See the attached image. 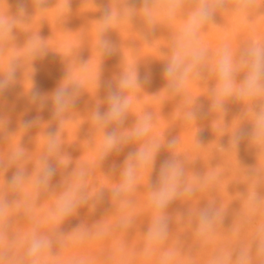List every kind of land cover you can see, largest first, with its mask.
Returning a JSON list of instances; mask_svg holds the SVG:
<instances>
[{
	"label": "rangeland",
	"instance_id": "1",
	"mask_svg": "<svg viewBox=\"0 0 264 264\" xmlns=\"http://www.w3.org/2000/svg\"><path fill=\"white\" fill-rule=\"evenodd\" d=\"M164 2L165 0H151L156 9ZM38 3L41 7L36 6ZM143 3L144 0H26L27 14L17 19L11 34L0 36V77L4 76L9 65L16 68L14 84L0 93V201L9 204L4 216L0 218V253H6V259L10 260L8 264H23L27 247L26 237L33 230L50 236L54 243L53 249L45 253L43 264H162L167 254H171L167 264H213L216 257L228 253H231L233 258L230 264H234L236 254L241 249L250 250L253 264H256L255 233L257 226L264 223V200L256 207L255 212L251 213L247 194L255 189L264 197V144L253 142L247 137L242 139L238 146H234L232 142L237 131L251 129V104L230 98L225 102L223 111L214 109L212 90L216 78L210 68L206 69L200 78L190 79L192 81H189L181 92L170 89L163 68L169 59L174 36L182 21H168L158 15L155 24H149L142 11ZM263 3L264 0H254L253 7L246 17L227 13L215 17L214 26L209 25L202 35V43L209 53V66L215 58L214 50L223 44L229 43L235 53L249 42L264 43ZM105 10L114 13L103 33V39L110 48L109 52H103L101 47L100 27ZM16 13L17 0H0V14L11 18ZM225 20H228L227 23L231 22L228 23L230 26L227 27ZM227 37L229 39H226ZM213 42H216V46ZM209 43H213V47ZM79 65H82L83 70ZM133 69L140 78V84L125 91V95L130 96L132 102L119 131L127 134V129H133L145 114H150L151 121L155 124L151 122L152 130L144 140H133L125 144L126 146L120 145L112 150L113 152H109L110 155L101 159L105 132H111L114 125L101 128L93 118L97 110L95 108L99 107L101 111L108 109V92L115 90L121 76L130 74ZM145 77L148 79L145 80ZM196 80L197 82H194ZM72 81H79L81 84L75 104L57 115L53 96L59 87ZM190 83L197 85L193 87ZM34 86L40 93L35 102L31 98ZM199 89L201 100L195 92ZM188 90L191 91L192 98ZM161 94L164 97L159 96ZM180 94L187 100H181ZM165 95L166 98L170 95V101H166L168 99H165ZM158 96L160 102L165 99L161 105L171 102L174 103L173 107L168 105L169 103H166L168 107L166 104L161 107ZM198 100L201 102L198 103ZM254 103H264V100ZM156 104L161 110V115L157 113L159 110ZM150 105L155 107L153 111ZM165 107L170 111L163 109ZM172 108H176L175 111ZM150 109L154 114H151ZM163 110L166 112L162 113ZM168 112L175 113L169 116L171 114ZM154 118L159 122L156 123ZM24 121H31V126L25 128ZM165 127L170 129L166 131ZM85 131L88 133L82 135ZM50 132L56 133L60 144L58 145L62 147H58V151L51 155L47 152ZM153 139L160 144L153 164L140 172L139 179L131 191L114 196V189L122 180L121 172L126 157L141 144ZM172 142L174 146L169 147ZM121 146L125 149H121ZM18 148L23 149V158L17 163H10V157ZM45 157L49 163L53 162L55 175L59 169H64L51 178L53 185L49 182V187L38 189L33 178L36 180L40 175L43 164L40 165L39 161L42 163L41 160ZM169 159L176 160L182 166L183 182L180 193L163 210L167 221L166 238L149 249L147 233L156 215V210L150 202V194L156 187L161 162ZM53 160L59 161L55 163ZM89 164L90 166H87ZM84 167H88L85 172ZM18 168L24 170L25 180L20 187L13 189L8 181ZM74 170L75 174L70 175V171ZM77 171H82L84 175L81 177V173L78 174ZM92 175L96 181L99 179L98 182H94ZM69 176L75 178L70 179L72 184L69 183ZM67 177L66 180L62 179ZM78 177L82 181L78 180ZM61 184L63 186H59ZM29 185L32 187H28ZM77 188L83 206L78 204L75 209L77 211H74L75 217L72 214L67 216L62 221L63 224L52 222L51 214L59 198L66 191ZM210 205L221 211L222 220L213 232L200 236L197 234L199 213ZM16 208L17 210H14ZM112 214L113 216H108ZM13 219V222L16 220L15 223L10 222ZM75 219L79 223L73 222ZM70 220L73 223H69ZM81 223L86 225L82 227ZM15 224L25 230L19 229ZM14 225L18 232H23L21 235H18L20 233ZM67 227H70L69 230ZM65 229L69 232L68 235ZM6 251L12 254L9 255Z\"/></svg>",
	"mask_w": 264,
	"mask_h": 264
},
{
	"label": "clouds",
	"instance_id": "2",
	"mask_svg": "<svg viewBox=\"0 0 264 264\" xmlns=\"http://www.w3.org/2000/svg\"><path fill=\"white\" fill-rule=\"evenodd\" d=\"M254 0H165L158 9L154 8L151 0H144L143 14L149 24H155L156 17L162 15L168 21L180 19L181 27L176 32L169 59L164 66V75L168 80V87L173 91L183 89L192 78H200L209 68V53L202 43V35L209 25L215 24L218 14H235L246 17L253 7ZM41 7V4H37ZM27 14L26 0H17V13L9 18L0 14V36L9 35L15 26L17 19ZM114 13L105 10L103 22L100 27L101 47L103 52H109L107 41L103 39V33L108 27V21ZM210 71L216 78L215 87L212 90L213 108L223 111L225 102L230 98L246 101L251 104L252 127L250 130L237 131L233 136V145L238 146L242 139L249 138L258 144H264V103H254L264 100V43L249 42L242 46L238 52L233 53L228 44L221 45L211 61ZM16 68L9 65L3 77H0V93L8 90L15 82ZM242 77V78H241ZM148 78L145 77V80ZM140 78L135 69L131 73H125L118 81L115 90H110L107 96L108 109L101 111L99 107L94 113V120L107 128L114 125L111 132H105L102 145L101 159L118 146L127 144L133 140L141 141L149 136L152 129L151 115L145 114L143 119L127 134L120 133L119 129L124 123L132 98L125 95V91L132 87H138ZM81 84L72 81L59 87L54 96L56 114L59 115L67 108L75 104V97ZM40 93L34 86L31 98L33 102L39 99ZM23 126L28 128L31 121H24ZM174 142L169 144L173 147ZM48 154L58 151L56 133L48 134ZM160 149L156 140H149L141 144L134 152L129 153L123 170L122 181L116 189L114 196H120L131 191L140 172L153 164ZM22 148H18L10 157V163H17L23 158ZM42 170L36 178L35 185L39 188H47L55 169L42 159ZM83 174L81 173V176ZM184 177L182 166L174 159L164 160L160 164L156 187L150 194V202L156 210L152 226L147 233V247L162 242L167 236V221L163 210L180 193ZM25 180L24 170L18 168L16 173L8 181L13 189L20 187ZM191 191V189H185ZM79 188L68 190L59 198L51 220L54 223L62 222L71 215L82 199L78 195ZM264 200L255 189L247 194V202L251 213ZM7 202L0 201V218L5 214ZM222 213L219 209L210 205L199 213L197 234L206 236L214 231L215 226L221 222ZM27 247L24 252L23 264H43L45 253L52 248V239L46 234L33 230L26 237ZM255 257L256 264H264V223H260L255 233ZM171 254H167L162 264H167ZM6 259V253H0V264ZM232 254L218 256L213 264H230ZM234 264H253V257L248 249H241L235 257Z\"/></svg>",
	"mask_w": 264,
	"mask_h": 264
},
{
	"label": "bare ground",
	"instance_id": "3",
	"mask_svg": "<svg viewBox=\"0 0 264 264\" xmlns=\"http://www.w3.org/2000/svg\"><path fill=\"white\" fill-rule=\"evenodd\" d=\"M159 3H160V2H159ZM263 4H264V3H263ZM228 15H230V14H228ZM229 18H231V17H229ZM225 21H226V20H225ZM225 21H224V22H225ZM227 21H228V20H227ZM227 21H226V23H227ZM175 22H176V21H175ZM229 22H230V21H229ZM229 22H228V23H229ZM232 22H233V21H232ZM228 23H227V27L230 26V25H228ZM230 23H231V22H230ZM230 23H229V24H230ZM224 24H225V23H224ZM233 24H234V26H235V23H234V22H233ZM178 25H179V27H180V24H179V23H178ZM213 26H214V25H213ZM234 26L232 25V27H234ZM227 27H226V28H227ZM177 29H178V28H177ZM177 29H176V31H177ZM230 29H231V27H230ZM235 30H236V29H235ZM246 30H248V29H246ZM225 31H227V30H225ZM229 35H230V34H229ZM218 36H219V35H218ZM207 37H208V36H207ZM221 37H222V36H221ZM223 37H224V36H223ZM201 39H202V37H201ZM203 39H204V38H203ZM226 39H229V37H227ZM207 40H209V39H207ZM236 40H237V39H236ZM202 41H203V40H202ZM205 41H206V40H205ZM214 41H216V40H214ZM203 42H204V41H203ZM208 42H209V41H208ZM210 42H212V40H210ZM162 43H163V42H162ZM213 43H214V42H213ZM213 43H209V45H211V44H213ZM215 43H216V42H215ZM215 43H214V45L216 46ZM204 44H205V43H204ZM228 44H229V43H228ZM230 44H231V43H230ZM127 46H128V45H127ZM163 46H164V45H163ZM163 46H162V47H163ZM211 46L213 47V45H211ZM215 46H214V47H215ZM216 48H217V47H216ZM217 49H218V48H217ZM217 49L214 50V51H217ZM76 50H77V49H76ZM162 50H164V49H162ZM71 51H73V50H71ZM138 51H139V50H138ZM149 51H150V50H149ZM145 53L147 54V51H146ZM211 53H212V52H211ZM235 53H236V52H235ZM82 55H83V54H82ZM144 55H145V54H144ZM148 55H149V54H148ZM150 55H151V54H150ZM164 55H165V53H164ZM214 55H215V54H214ZM156 56H157V55H156ZM166 56H167V55H166ZM150 57H151V56H150ZM214 57H215V56H214ZM156 58H157V57H156ZM156 60H158V59H156ZM80 62H81V60H80ZM93 62H94V61H93ZM209 62H210V61H209ZM166 63H167V62H166ZM80 64H81V63H80ZM79 66H80V65H79ZM81 66H82V65H81ZM81 66H80V69L82 68ZM148 67H149V66H148ZM72 68H74V67L72 66ZM154 68H155V67H154ZM209 68H210V66H209ZM77 69H78V68H77ZM107 69H108V68H107ZM163 69H164V68H163ZM81 70H83V69H81ZM207 70H208V69H207ZM209 70H210V69H209ZM75 71L80 72L79 70H75ZM104 71H105V70H104ZM150 71H151V70H150ZM145 72H146V71H145ZM146 73H147V72H146ZM149 73H150V72H149ZM78 75H79V73H78ZM148 75H149V74H148ZM78 77H80V75H79ZM108 77H109V76H108ZM149 79H150V78H149ZM193 79H194V78H193ZM193 79H192V80H193ZM196 79H197V78H196ZM79 80H80V79H79ZM192 80H191V81H192ZM189 81H190V80H189ZM191 81H190V82H191ZM194 82H197V80L194 81ZM101 83H102V82H101ZM111 83H112V82H111ZM192 83H193V82H192ZM192 83H190V84H192ZM195 84H196V83L192 84L193 87L195 86ZM196 85H197V84H196ZM186 86H187V85H186ZM189 86H190V85H189ZM189 86H188V87H189ZM140 87H141V86H140ZM195 87H196V86H195ZM190 88H191V86H190ZM199 88H201V87H199ZM134 89H135V88H134ZM155 89H156V88H155ZM109 90H110V88H109ZM135 90H136V89H135ZM135 90H134V91H135ZM193 90H195V89H193ZM106 91H107V90H106ZM188 91H189V90H188ZM199 91H200V89H199L198 91L196 90V91H195L196 94L199 95V94H200V93H198ZM136 92H137V91H136ZM136 92H135V93H136ZM180 92H181V91H180ZM186 92H187V91H186ZM190 92H191V91H189V93H190ZM192 92H193V91H192ZM108 93H109V92H108ZM158 93H159V92H158ZM173 93H175V92H173ZM178 93H179V92H178ZM189 93H188V94H189ZM193 93H194V92H193ZM190 94H191V97H190V98H192V97H193V96H192V93H190ZM194 94H195V93H194ZM105 95H107V94H105ZM138 96H139V95H138ZM144 96H145V95H144ZM159 96L164 97L162 94L159 95ZM159 96H158V101H159V98H160ZM166 96H167V95H165V99H168V100H166V101H170V95H169V97H167V98H166ZM176 96H178V95H176ZM180 96H181V100H184V99L187 100V98H182V95H181V94H180ZM183 96L185 97V95H183ZM151 97H152V96H151ZM162 97H161V98H162ZM171 97H172V96H171ZM173 97H175V95H174ZM135 98H136V97H135ZM175 98L177 99V97H175ZM179 98H180V97H179ZM195 98H196V96H195ZM198 98H200V100H201L202 97H200V95H199ZM137 99H138V98H137ZM152 99L154 100L153 97H152ZM156 99H157V98H156ZM165 99H163V100H165ZM153 100H152V101H153ZM161 100H162V99H161ZM163 100H162V101H163ZM174 100H175V99H174ZM181 100H180V101H181ZM192 100H194V98H193ZM196 100H197V99H196ZM138 101H139V100H138ZM138 101H137V102H138ZM148 101H149V100H148ZM158 101H157V102H158ZM162 101H161V102L159 101L160 103H159V102H158V103L161 105ZM175 101L177 102V100H175ZM198 101H199V100H198ZM198 101H197V102H198ZM173 102H174V101H172V103H173ZM181 102H182V101H181ZM181 102H179V104H180ZM200 102H201V101H199L198 103H200ZM96 103H97V105H98V102H96ZM139 103H140V102H139ZM166 103H167V104L169 103L168 105L171 104V102H165V104H166ZM186 103H187V102L185 101V104H186ZM193 103H194V102H193ZM165 104H162L161 107L164 106ZM167 104H166V106H167ZM173 104H174V103H173ZM173 104H171V107H173ZM94 105H96V104H94ZM94 105H93V107H94ZM100 105H101V104H100ZM141 105H142V104H141ZM181 105H182V104H181ZM181 105H180V106H181ZM191 105H192V103H191ZM194 105H195V104H193V106H194ZM196 105L199 106L197 103H196ZM98 106H99V105H98ZM98 106H96V107H98ZM101 106H103V105H101ZM105 106H106V105H105ZM136 106H137V105H136ZM138 106H139V105H138ZM145 106H146V105H145ZM150 106H151V105H150ZM156 106L158 107V109H157V108H156V109L159 110V106H158L157 104H156ZM177 106L179 107V105H177ZM184 106H185V105H184ZM188 106H189V105H188ZM139 107H140V106H139ZM167 107H168V106H167ZM167 107H165V108H163V109H166ZM171 107H169V108H171ZM182 107H183V105H182ZM185 107H186V106H185ZM185 107H184V109H185ZM106 108H107V107H106ZM136 108H137V107H136ZM143 108H144V107H143ZM180 108H181V107H179V109H180ZM186 108H187V107H186ZM194 108H195V107H194ZM95 109H97V108H95ZM102 109H104V108H102ZM151 109H152V111H153V109H155V107L153 108V107L151 106ZM151 109H150V111H151ZM172 109L174 110V109H176V108H172ZM92 110H93V109H92ZM104 110L106 111V109H104ZM166 110H168V108H167ZM93 111H95V110H93ZM102 111H103V110H102ZM152 111H151V114H152V113L154 114V112H152ZM164 111H165V110H163L162 113H163ZM168 111H170V110H168ZM174 111H175V110H174ZM182 111H183V110H182ZM196 111L198 112V110H196ZM141 112H142V111H141ZM159 112H161V110H159L157 113H159ZM165 112H166V111H165ZM171 112H172V111H171ZM147 113H148V112H147ZM168 113L171 114L170 112H168ZM174 113H175V112H174ZM174 113H172L171 115H169V114H167V115L172 116ZM177 113H178V112H177ZM159 114L161 115V113H159ZM184 114H185V113H184ZM192 114H193V113H192ZM136 115H137V114H136ZM160 115H159V116H160ZM162 115H164V114H162ZM177 115H178V114H177ZM143 116H144V115H143ZM143 116H142V117H143ZM155 116H156V115H155ZM174 117H176V116H174ZM138 118H139V117H138ZM155 118H156V117H155ZM155 118H154L153 120L156 121L157 119H155ZM170 118H171V117H170ZM21 119H22V118H21ZM92 119H93V118H92ZM159 119H160V118H159ZM168 120H169V119H168ZM86 121H87V120H86ZM163 121H164V120H163ZM166 121H167V120H166ZM173 121H174V120H173ZM173 121H172V122H173ZM12 122H13V121H12ZM45 122H46V120H45ZM47 122H48V121H47ZM94 122H95V121H94ZM137 122H138V121H137ZM151 122H152V121H151ZM157 122H159V120L156 121V123H157ZM160 122H162V121H160ZM179 122H180V121H179ZM60 123H61V122H60ZM152 123H154V122H152ZM176 123H177L176 126H178V122H176ZM176 123H175V124H176ZM136 124H137V123H136ZM154 124H155V123H154ZM154 124H153V125H154ZM163 124H164V122H163ZM166 124H167V123H166ZM164 125H165V124H164ZM172 125H173V124H172ZM49 126H50V128H51V124H50ZM80 126L82 127V124H81ZM156 126H157V125H156ZM168 126H169V125H168ZM179 126H180V124H179ZM112 127H113V125H112ZM153 127H154V126H153ZM157 127H158V126H157ZM157 127H156V128H157ZM180 127H181V126H180ZM82 128H83V127H82ZM82 128H81V129H82ZM130 128H131V127H130ZM133 128H134V126H133ZM154 128H155V127H154ZM163 128H164V127H163ZM166 128H167V127H165V129H166ZM83 129H84V128H83ZM83 129H82V130H83ZM90 129H91V128H90ZM92 129H93V128H92ZM157 129H158V128H157ZM168 129H170V128H168ZM168 129H166V131H168ZM51 130H52V129H51ZM77 130H78V129H77ZM84 130H85V129H84ZM94 130H95V128H94ZM97 130H98V129H97ZM151 130H152V129H151ZM155 130H156V129H155ZM158 130H160V129H158ZM178 130H179V129H178ZM99 131H100V130H99ZM80 132H81V131H80ZM94 132H95V131H94ZM127 132H129L128 129H127ZM24 133H25V132H24ZM52 133H53V132H52ZM54 133H55V132H54ZM84 133H88V132L85 131V132L82 133V135H83ZM100 133H103V132L100 131ZM120 133H121V132H120ZM69 134H70V133H69ZM82 135H81V136H82ZM87 135H88V134H87ZM25 136H26V135H25ZM71 136H72V135H71ZM71 136H68V137H71ZM75 136H76V135H75ZM162 136H163V135H162ZM34 137H35V136H34ZM88 137H90V136H88ZM43 138H44V137H43ZM84 138H85V137H84ZM66 139H67V137H66ZM86 139H87V138H86ZM91 139L93 140V138H91ZM103 139H104V138H103ZM39 140H40V139H39ZM68 140H70V139H68ZM70 141H71V140H70ZM163 141H164V140H163ZM25 142H26V141H25ZM65 142H66V141H65ZM71 142H72V141H71ZM78 142H79V141H78ZM29 143H30V142H29ZM74 143H75V142H74ZM79 143H80V142H79ZM84 143H85V142H84ZM88 143H89V141H88ZM93 143H94V142H92V144H93ZM97 143H98V142H97ZM58 144H59V142H58ZM86 144H87V143H86ZM92 144H91V145H92ZM29 145H30V144H29ZM35 145H36V144H35ZM59 145H60V144H59ZM79 145H80V144H79ZM102 145H103V144H102ZM87 146H88V145H87ZM124 146H126V145L124 144ZM129 146H130V145H129ZM60 147H61V146H59V148H60ZM75 147H76V146H75ZM77 147H79V146H77ZM80 147H81V146H80ZM83 147H84V146H83ZM92 147H93V146H92ZM127 147H128V145H127ZM127 147H126V149L129 148V147H128V148H127ZM36 148H37V147H36ZM42 148L45 149L44 146H43ZM61 148H62V147H61ZM93 148H94V147H93ZM93 148H92V149H93ZM75 149H76V148H75ZM121 149H125V148H122V146H121ZM129 149H130V148H129ZM31 151H32V150H31ZM42 151H43V150H42ZM60 151L62 152L63 149H61ZM130 151H131V150H130ZM47 152H48V151H47ZM112 152H113V151H112ZM26 153H28V152H26ZM44 153H45V151H44ZM58 153H59V152H57V154H58ZM63 153H64V152H63ZM30 154H31V153H30ZM33 154H34V153H33ZM41 154H43V153H41ZM54 154H55V153H54ZM91 154H92V153H91ZM113 154H114V153H113ZM108 155H110V154H108ZM117 155H118V154H116V156H117ZM122 155H123V154H122ZM124 155H126V154H124ZM124 155H123V156H124ZM53 156H54V155H53ZM64 156H66V155H64ZM34 157H35V159H36L35 154H34ZM114 157H115V155H114ZM37 158H38V157H37ZM55 158H56V157H55ZM60 158H61V157H60ZM65 158L67 159L68 157L66 156ZM108 158H109V157H108ZM126 158H127V157H126ZM39 159H40V157H39ZM68 159H69V158H68ZM89 159H90V158H89ZM109 159H110V158H109ZM117 159H118V158H117ZM115 160H116V159H115ZM124 160H125V158H124ZM37 161H38V160H37ZM41 161H42V160H41ZM50 161H51V160H50ZM53 161H54V160H53ZM58 161H59V160H58ZM58 161H57V162H58ZM64 161H65V159H64ZM80 161H81V160H80ZM91 161H92V160H91ZM47 162H48V164H50L51 166L53 165V162H52V161H51L52 164L49 163V161H47ZM54 162H55V161H54ZM57 162H55V163H57ZM61 162H62V161H61ZM66 162H67V161H66ZM72 162H73V161H72ZM55 163H54V165H55ZM68 163L70 164L71 162L68 160ZM89 163H90V162H89ZM113 163H114V162H113ZM39 164L41 165L42 163H40V161H39ZM62 164L65 165L66 163H62ZM69 164H68V166H69ZM91 164H92V163H91ZM85 165H86V164H85ZM85 165H84V166H85ZM92 165H93V164H92ZM33 166H34V165H33ZM35 166H36V165H35ZM60 166H62V165L60 164ZM70 166H71V164H70ZM87 166H90V164L87 165ZM117 166H118V165H117ZM117 166H116V167H117ZM42 167H43V165H42ZM52 167H53V166H52ZM55 167H56V166H55ZM57 167H58V166H57ZM66 167H67V165H66ZM99 167H100V166H99ZM38 168H39V167H38ZM58 168H59V167H58ZM62 168H63V167H62ZM70 168H71V167H70ZM78 168L80 169V167H78ZM81 168H82V167H81ZM63 169H64V168H63ZM63 169H61V170H63ZM71 169H72V168H71ZM82 169H83V168H82ZM87 169H88V167H87ZM87 169H85V167H84V172H85ZM89 169H91V168H89ZM39 170H41V169H39ZM61 170L59 169V171L56 172V175H55V174H54V175L57 176L58 172H61ZM69 170H70V169H69ZM72 170H73V169H72ZM77 170H78V169H77ZM80 170H81V169H80ZM93 170H94V169H93ZM93 170H92V171H93ZM95 170H96V169H95ZM64 171H65V170H64ZM67 171H68V170H67ZM88 171H89V170H88ZM114 171H115V170H114ZM75 172H76V170H74L73 172L70 171V175H71V173H74V174H75ZM78 172H80V171H77V173H78ZM81 172H82V171H81ZM81 172H80V173H81ZM84 172H83V173H84ZM95 172H97V171H95ZM115 172H116V171H115ZM62 173H63V172H62ZM65 173H66V172H65ZM86 173H87V172H86ZM97 173H98V172H97ZM39 174H40V173H39ZM39 174L37 173V175H39ZM68 174H69V173H68ZM78 174H79V173H78ZM78 174H77V175H78ZM112 174H113V173H112ZM66 175H67V174H66ZM79 175H81V174H79ZM79 175H78V176H79ZM83 175H84V174H83ZM85 175H86V174H85ZM58 176H59V175H58ZM64 176H65V174H64ZM72 176H73V175H72ZM86 176H87L88 179H89V176H88V175H86ZM113 176H114V175H113ZM28 177H29V176H28ZM60 177H62V175H61ZM81 177H82V176H81ZM91 177L94 178L93 175H92ZM100 177H101V176H100ZM116 177H117V176H116ZM116 177H115V178H116ZM35 178H36V176H35ZM71 178H72V179H75V178L69 176V183H71V182H70V179H71ZM83 178H85V177L83 176ZM115 178L113 177V179H115ZM28 179H29V178H28ZM62 179H65V180H66V179H68V177H67V178H62ZM72 179H71V180H72ZM88 179L86 180L87 183H88ZM94 179H95V178H94ZM97 179H98V178H97ZM110 179H111V178H110ZM53 180H54V179H53ZM57 180H60V179H57ZM57 180H56V181H57ZM78 180L82 181V179H79V177H78ZM78 180H77V181H78ZM83 180L85 181V179H83ZM98 180H99V179H98ZM98 180L96 181V179H95L94 182H98ZM111 180H112V179H111ZM116 180H117V179H116ZM31 181H32V180H31ZM33 181H36V180H34V178H33ZM50 181H51V180H50ZM84 181H83V183H84ZM89 181H90V180H89ZM92 181H93V179H91V182H92ZM121 181H122V180H121ZM66 182H67V181H66ZM66 182H65V183H66ZM102 182H103V181H102ZM102 182H100V183L102 184ZM111 182H115V181H111ZM34 183H35V182H34ZM52 183H53V181H52ZM52 183L50 182V184H52ZM54 184H55V183H54ZM63 184H64V183H63ZM63 184H61V185H59V186H63ZM71 184H72V183H71ZM71 184H70V185H71ZM73 184L75 185V180H74V183H73ZM84 184H85V183H84ZM84 184H83V185H84ZM95 184H97V183H95ZM52 185H53V184H52ZM64 185H66V184H64ZM74 185H73V186H74ZM89 185H90V183H89ZM97 185H98V184H97ZM97 185H96V186H97ZM111 185H112V184H111ZM57 186H58V185H57ZM59 186H58V187H59ZM66 186H67V185H66ZM68 186H69V185H68ZM99 186H100V185H99ZM28 187H32V186L29 185ZM48 187H49V186H48ZM50 187H51V186H50ZM115 187H116V186H115ZM7 188H8V187H7ZM84 188H86V187H84ZM87 188H88V187H87ZM93 188H94V187H93ZM8 189H9V188H8ZM50 189L52 190V187H51ZM56 189H57V187H56ZM56 189H55V190H56ZM33 190H34V189L32 188V192H33ZM35 190H36V189H35ZM41 190H42V189H41ZM41 190H40V191H41ZM55 190H54V191H55ZM57 190H58V189H57ZM99 190H100V187H99ZM30 191H31V190H30ZM30 191H29V193H31ZM42 191H43V190H42ZM63 191H64V190H63ZM84 191H85V190H84ZM93 191H94V190H93ZM96 191H97V190H96ZM140 191H141V190H140ZM7 192H8V191H7ZM43 192H45V190H44ZM43 192H42V193H43ZM99 192H100V191H99ZM46 193H49V191H46ZM93 193H94V192H93ZM34 194H36V192H35ZM34 194H33V195H34ZM39 194H40V193H39ZM44 194H45V193H44ZM49 194L51 195V193H49ZM97 194H98V193H97ZM47 195H48V194H47ZM40 196H41V195H40ZM53 196H54V195H53ZM56 197H57V196H56ZM86 199H87V198H86ZM86 199H84V200H86ZM88 199H89V198H88ZM95 199H97V198L95 197ZM7 200H8V198H7ZM90 200H91V199H90ZM10 202H12V201H10ZM88 202H89V200H88ZM88 202H86V203H88ZM26 203H28V202H26ZM84 203H85V202H84ZM86 203H85V204H86ZM89 203H90V202H89ZM30 204H31V203H30ZM81 204H82V203H81ZM91 204H92V203H91ZM8 205H9V204H8ZM11 205H12V204H11ZM23 205H24V204H23ZM31 206H33V205H31ZM82 206H83V204H82ZM88 206H89V204L87 205V207H88ZM90 206H91V205H90ZM94 206H95V205H94ZM25 207H26V206H25ZM87 207H86V208H87ZM14 208H15V207H14ZM44 209H45V208H44ZM97 209H98V207H97ZM14 210H17V208L14 209ZM32 210H33V209H32ZM42 210H43V207H42ZM9 211H11V209H10ZM9 211H8V212H9ZM20 211H21V210H20ZM44 211H45V210H44ZM74 211H77V210H74ZM78 211H79V210H78ZM87 211H88V210H87ZM99 211H100V210H99ZM99 211H97V212H99ZM33 212H35V210H33ZM37 212H38V211H37ZM42 212H43V211H42ZM47 212H49V211H47ZM101 212H102V211H101ZM9 213H10V212H9ZM38 213H39V212H38ZM75 213H76V212L72 213V215L74 216ZM111 213H112V211H111ZM77 214H78V212H77ZM141 214H142V213H141ZM11 215H12V213H11ZM72 215H71V216H72ZM7 216H8V215H7ZM71 216H70V217H71ZM78 216H79V215H78ZM87 216H88V215H87ZM101 216H102V215H101ZM103 216H104V215H103ZM108 216H109V217H110V216H113V214H112V215H108ZM74 217H75V216H74ZM12 218H13V217H12ZM41 218H42V217H41ZM76 218H77V217H76ZM87 218H88V217H87ZM103 218H104V217H103ZM9 219L11 220V217H10ZM9 219H8V222H9ZM72 219H73V218H72ZM72 219H71V220H72ZM78 219H79V218H78ZM81 219H82V218H81ZM85 219H86V218H85ZM88 219H89V218H88ZM48 220H49V219H48ZM50 220H51V219H50ZM71 220H70V221H71ZM75 220H76V219H75ZM13 221H14V219H13L12 221H10V222H13ZM101 221H102V220H101ZM105 221H106V220H105ZM15 222H16V220H15ZM15 222H13V223H15ZM52 222H53V221H52ZM66 222H67V221H65V223H66ZM73 222L79 223V221H77V220H76V221L73 220ZM73 222L71 221V222H69V223H73ZM80 222H81V221H80ZM85 222H86V221H85ZM87 222H88V220H87ZM98 222H99V221H98ZM98 222H97V223H98ZM60 223H62V222H60ZM67 223H68V222H67ZM69 223H68V224H69ZM11 224H12V223H11ZM11 224H10V225H11ZM18 224H20V222H18ZM62 224H63V223H62ZM81 224H83V223H81ZM84 224H85V223H84ZM84 224H83V226H82V225H81V226L84 227V226L86 225V224H85V225H84ZM99 224H100V222H99ZM144 224H145V223H144ZM148 224H149V226H150V223H148ZM15 225L17 226V224H15ZM15 225H14V226H15ZM54 225H55V224H54ZM59 225H60V224H59ZM64 225H65V224H64ZM64 225H63V226H64ZM74 225H75V224H74ZM145 225H146V224H145ZM16 226H15V227H16ZM20 226H22V224H20ZM20 226H19V227L17 226V227L20 229V228H21ZM60 226H61V225H60ZM60 226H59V228H60ZM70 226H71V225H70ZM146 226H148V225H146ZM17 227H16V228H17ZM35 227H36V226H35ZM61 227H62V226H61ZM71 227H72V226H71ZM73 227H74V226H73ZM18 228H17V232H18ZM23 228H24V227H23ZM23 228H21V229H22V230H25V228H24V229H23ZM59 228L56 227V229H59ZM67 228H68V227H67ZM69 228H70V227H69ZM69 228H68V230H69ZM53 229H54V228H53ZM60 230H62V228H61ZM63 230H64V229H63ZM26 231H28V230H26ZM49 231H50V230H49ZM65 231H66V233H67V235H68L69 232H67L66 229H65ZM83 231H84V230H83V228H82V232H83ZM28 232H29V231H28ZM40 232H41V231H40ZM40 232H39V233H40ZM70 232H71V230H70ZM18 233H20V232H18ZM22 233H23V232L21 231V233L18 234V235H21ZM66 233L63 232V234H65V235H66ZM49 234H51V233H49ZM14 235H15V234H14ZM60 235H62V233H61ZM83 235H84V234H83ZM52 236H53V235H52ZM62 236H63V235H62ZM80 236H81V234H80ZM11 237H12V236H11ZM23 237L25 238L26 236L23 235ZM67 237H68V236H67ZM136 237H137V236H136ZM8 238H9V237H8ZM82 238H83V237H82ZM82 238H81V239H82ZM17 239H18L17 241H19V238H17ZM81 239H80V240H81ZM136 239H137V241H139V240H138V237H137ZM14 240H15V239H14ZM83 240H84V239H83ZM21 241H22V240H21ZM54 241H55V240H54ZM135 241H136V240H135ZM79 242H80V241H79ZM141 242H142V241H141ZM21 243H22V242H21ZM21 243H20V244H21ZM57 243H58V242H57ZM61 243H62V242H61ZM82 243H83V241H82ZM2 244H3V242H2ZM20 244H19V245H20ZM53 244H54V243H53ZM24 245H25V244H24ZM21 246H22V244H21ZM21 246H20V247H21ZM25 246H26V245H25ZM25 246H23V247H25ZM76 246H77V245H76ZM79 246H80V245H79ZM2 248H4V247H2ZM55 248H56V247H55ZM0 249H1V248H0ZM24 249H25V248H24ZM51 249H53V247H52ZM57 249H58V248H57ZM7 250H8V249H7ZM1 251H2V250H1ZM9 251H10V250H9ZM12 251H13V250H12ZM60 251H61V250H60ZM124 251H125V250H124ZM146 251H147V250H146ZM6 252H7V251H6ZM55 252H56V251H55ZM61 252H63V251H61ZM8 253H9V255L12 254V253H10V252H7V254H8ZM127 253H128V252H127ZM148 253H149V252H148ZM14 255H15V254H14ZM11 256H12V255H11ZM6 258H8V257L6 256ZM6 260H7V259H6ZM8 260H9V259H8ZM8 260H7V263H6V264H8V262L10 261V260H9V261H8ZM12 260H14V259H13V256H12ZM16 262H17V261H16ZM3 264H5V262H4ZM16 264H17V263H16Z\"/></svg>",
	"mask_w": 264,
	"mask_h": 264
}]
</instances>
